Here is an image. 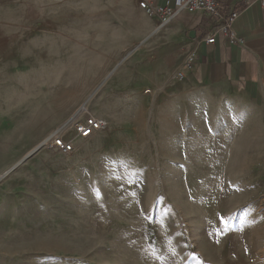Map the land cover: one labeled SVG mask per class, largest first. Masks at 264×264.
<instances>
[{"label": "rangeland", "instance_id": "374dc122", "mask_svg": "<svg viewBox=\"0 0 264 264\" xmlns=\"http://www.w3.org/2000/svg\"><path fill=\"white\" fill-rule=\"evenodd\" d=\"M80 1L0 0V264H264V127L197 86L111 93L88 28L123 22ZM75 105L108 127L39 148Z\"/></svg>", "mask_w": 264, "mask_h": 264}, {"label": "crops", "instance_id": "0c3cea01", "mask_svg": "<svg viewBox=\"0 0 264 264\" xmlns=\"http://www.w3.org/2000/svg\"><path fill=\"white\" fill-rule=\"evenodd\" d=\"M173 1L153 3L161 7ZM219 3L223 11L240 12L232 26L235 39L217 31V22L201 10L179 9L166 24L160 25L159 16L147 14L139 0H81L78 4L83 5V10H106L103 14H116L123 22L88 28L93 32L88 34L86 51L88 77L108 79L105 85L117 94L143 93L148 89L175 93L181 86H197L210 94L230 97L239 104L238 109L246 110L244 118L248 124L264 127L262 0ZM212 33L216 40L208 42ZM191 55L195 61L188 68ZM72 62L78 67V60ZM178 72L184 76L179 78ZM80 106L66 110L63 125L73 120L74 128L76 112L87 110ZM262 142L264 149V134Z\"/></svg>", "mask_w": 264, "mask_h": 264}, {"label": "built area", "instance_id": "2783aa9c", "mask_svg": "<svg viewBox=\"0 0 264 264\" xmlns=\"http://www.w3.org/2000/svg\"><path fill=\"white\" fill-rule=\"evenodd\" d=\"M264 8V0H262ZM139 6L150 15H157L160 18V25L166 24L179 9L187 8L190 10H201L209 14L213 20L217 22L216 30L223 33L225 36L235 39L233 31V23L238 18L240 12L223 11L220 7L219 0H174L173 4L157 7L153 0H139ZM215 34L212 33L207 38L208 42H215ZM195 61V56L191 55L188 59L187 66ZM183 72H178V77L182 78ZM108 127V122L105 118L97 117L91 114H86L78 118L74 123L75 136L68 140L59 131L51 134L42 142V146L48 145L56 148L62 153H70L74 150L76 139L88 138L96 132L103 131Z\"/></svg>", "mask_w": 264, "mask_h": 264}, {"label": "water", "instance_id": "95a60500", "mask_svg": "<svg viewBox=\"0 0 264 264\" xmlns=\"http://www.w3.org/2000/svg\"><path fill=\"white\" fill-rule=\"evenodd\" d=\"M40 147H42V145H41V146H39V148H40ZM31 153H33V152H31ZM31 153H30V154H31Z\"/></svg>", "mask_w": 264, "mask_h": 264}]
</instances>
